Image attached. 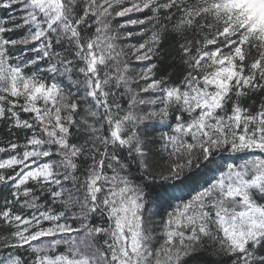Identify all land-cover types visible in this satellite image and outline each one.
Segmentation results:
<instances>
[{"label":"snow or ice","instance_id":"snow-or-ice-1","mask_svg":"<svg viewBox=\"0 0 264 264\" xmlns=\"http://www.w3.org/2000/svg\"><path fill=\"white\" fill-rule=\"evenodd\" d=\"M0 264H264V0H0Z\"/></svg>","mask_w":264,"mask_h":264}]
</instances>
